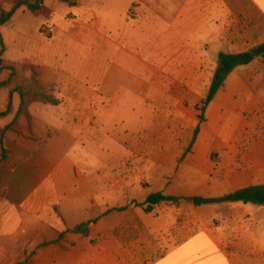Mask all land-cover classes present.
Segmentation results:
<instances>
[{
    "label": "rangeland",
    "instance_id": "374dc122",
    "mask_svg": "<svg viewBox=\"0 0 264 264\" xmlns=\"http://www.w3.org/2000/svg\"><path fill=\"white\" fill-rule=\"evenodd\" d=\"M15 1L0 0V7L9 10ZM19 9L22 10L17 12ZM19 9L12 22L10 19L0 26L3 46L1 51L0 45V113H5L0 115V133L7 129L5 141L10 135L36 143L42 142V135L60 136L67 127L74 132L79 130L77 146L105 158L111 169L108 171L113 181L111 192L96 193L101 201L107 198L114 201L125 195L128 200H139L155 185L159 189L169 185L182 189L189 185V190L208 197L248 183H264V107L253 108L248 103L240 107L208 106L198 138L189 147L199 121L201 101L208 93L217 64V53L228 51L232 47L229 43L240 41L241 36L263 39L261 18H251L242 9L235 12L234 22L225 25L221 35L226 43L218 44V50L214 51H209L213 45H203L201 51L192 53L201 54L204 60L202 73L188 79L177 73L183 65L179 59L169 63V70L162 64L174 56H183L184 51L189 55L193 50L188 47L194 45L154 42L104 45L93 41L92 28L79 27L59 29L54 36H41L39 30H33L41 12L33 15L24 6ZM137 15L133 3L128 18ZM151 21L159 23L150 19L146 23ZM13 22L21 24L19 35L12 31ZM159 30L167 33L169 29ZM154 31L144 29L150 35ZM95 61L101 62L104 72L99 70L102 74L94 82L91 72ZM242 78L246 81L247 75ZM225 82H232L231 76ZM184 84L198 85V91H189ZM36 85L59 103L51 105L33 97L30 92ZM22 95L26 96L23 111ZM70 100L86 105L69 106ZM63 115L70 116L67 118L70 123L58 120ZM99 175L103 176L102 172ZM191 207L193 216L209 220L218 228L225 226V222L231 227L247 228L253 222L258 226L262 219L256 217L264 216L263 209L256 208L253 217L247 206L240 205H225L222 209ZM54 212L63 221L58 208L54 207ZM218 214H228L229 220L228 215ZM88 227L89 224L86 235L78 234L87 237ZM101 239L98 235L92 242ZM42 254L33 251L31 256L34 259ZM25 264H29L28 256Z\"/></svg>",
    "mask_w": 264,
    "mask_h": 264
},
{
    "label": "crops",
    "instance_id": "0c3cea01",
    "mask_svg": "<svg viewBox=\"0 0 264 264\" xmlns=\"http://www.w3.org/2000/svg\"><path fill=\"white\" fill-rule=\"evenodd\" d=\"M133 3L138 15L129 19L128 11ZM241 9L251 18L258 16L264 22V0H237V3L232 0H43L33 30H39L42 36L44 28H52L54 36L59 29L92 28L93 41L104 45L127 42L194 45L188 47L193 50L189 55L184 51L183 56L169 57L162 64L169 70V63L179 59L183 65L177 73L188 78L202 73L204 59L201 54L192 53L201 51L203 45H213L209 51H214L218 50V44L226 43L221 36L224 26H230L234 13ZM144 12L147 14L143 15ZM149 19L159 23H146ZM11 25L12 31L19 35L21 24ZM149 28L155 29L152 35L144 32ZM160 28L169 30L158 32ZM252 34L256 35L254 30ZM263 42L261 37L256 40L241 36L240 41L229 43L232 47L228 51L218 53H241ZM100 63L95 61L92 68L94 82L102 74L98 71L104 72ZM243 75H247L246 81ZM230 76L232 82H224L208 106L240 107L248 103L253 108L264 107L262 60L238 66L227 78ZM184 87L198 91L195 84H184ZM95 90L93 85L92 91ZM68 102L76 108L86 105L79 100ZM69 117L63 115L58 120L70 123ZM198 124L199 121L196 127ZM78 133L79 130L74 132L67 127L60 136L42 135V142L33 143L10 135L5 141L9 155L0 163V264H18L27 256L29 264L32 261L34 264H264V216L256 217V208L260 211L264 206L239 202L197 206L191 201L194 197H221L257 184L248 183L208 197L189 190V185L182 189L172 185L159 189L155 185L139 200H128L125 195L114 201L111 198L101 201L96 193L111 192L113 181L108 173L111 169L105 158L77 146ZM198 133L193 141L192 135L189 147L197 140ZM101 172L103 176L99 175ZM155 192L180 200L163 202L146 210L141 204ZM225 205L247 206L251 216L262 221L258 226L256 222L249 223L247 228L231 227L225 222V226L218 228L191 213V206L222 209ZM54 207L63 221L57 217ZM226 219L229 220V215ZM88 222L87 237L72 231ZM98 235L102 239L92 242ZM33 251L43 254L33 259Z\"/></svg>",
    "mask_w": 264,
    "mask_h": 264
},
{
    "label": "trees",
    "instance_id": "16d2710c",
    "mask_svg": "<svg viewBox=\"0 0 264 264\" xmlns=\"http://www.w3.org/2000/svg\"><path fill=\"white\" fill-rule=\"evenodd\" d=\"M43 0H16L12 7L9 10H4L0 7V26L4 23L8 22L11 17L15 14V12L22 6L26 7L33 15H38L42 9ZM0 45L1 51L3 49L2 39L0 35ZM255 59H260L264 62V42L254 46L248 51H244L241 53L230 54L220 52L217 55V67L213 73V77L211 83L209 85L208 93L206 97L201 101L202 106L200 109L199 124L194 130L193 139L194 140L200 125L204 122L203 113L212 100L213 96L222 88L225 79L229 75V73L234 70L238 66L248 65L253 62ZM1 60V59H0ZM1 62V61H0ZM36 84V83H35ZM33 97L38 100H41L45 103L51 105H57L59 102L57 99L47 95L44 91H42L38 85H36L33 90L30 92ZM25 95L21 97L20 110L23 111L26 107V99ZM5 113H0V115H4ZM7 129H4L0 133V162L4 161L7 158L8 150L4 146L5 141V133ZM180 199L177 197L166 196L161 192L151 193L147 196L145 201L141 204L146 206V210H151L155 206L163 203V202H172L177 203ZM194 205H206V204H215V203H225V202H239L243 204H253L264 206V184L250 185L247 187H243L237 189L233 192H230L226 195L217 198H201L194 197L191 199ZM88 223L81 224L73 229L75 233H81L83 235L87 234V225ZM25 264V260L21 261L18 264Z\"/></svg>",
    "mask_w": 264,
    "mask_h": 264
},
{
    "label": "built area",
    "instance_id": "2783aa9c",
    "mask_svg": "<svg viewBox=\"0 0 264 264\" xmlns=\"http://www.w3.org/2000/svg\"><path fill=\"white\" fill-rule=\"evenodd\" d=\"M43 34L45 36H51L53 34V29L52 28H44L43 29Z\"/></svg>",
    "mask_w": 264,
    "mask_h": 264
}]
</instances>
